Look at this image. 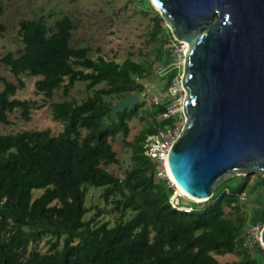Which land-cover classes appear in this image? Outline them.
I'll use <instances>...</instances> for the list:
<instances>
[{
	"label": "trees",
	"instance_id": "trees-1",
	"mask_svg": "<svg viewBox=\"0 0 264 264\" xmlns=\"http://www.w3.org/2000/svg\"><path fill=\"white\" fill-rule=\"evenodd\" d=\"M154 20L155 35L161 27ZM73 28L67 14L51 25L43 15L22 19L16 34L23 46L0 57L17 78L13 83L0 76L2 124L10 123L8 116L15 110L30 120L31 110L44 106L55 89L66 96L78 80L92 90L80 101L50 103L53 119L64 121L58 134L48 129L0 134V264H219L217 256L226 254L237 259L223 264H264L261 246L247 249L242 244L249 217L238 197L244 193L249 198L264 185V177L256 174L248 184V174L233 175L207 200H193L190 211L172 208V188L156 177L153 163L142 153V141L159 125L161 108L158 113L153 109L150 122L133 140H125L130 156L122 176L107 169L118 162L112 140L127 136L140 102L111 117L107 106L113 102L105 96L118 100L140 92L137 79L151 70L129 57L121 62L101 55L92 58L89 47L70 44ZM166 40L164 34L161 46ZM169 72L166 86L176 70ZM21 74L38 77L34 87L44 103L15 97L24 87ZM88 185L102 188L103 201L116 212L112 225L94 216L84 219ZM33 189L41 193L33 197ZM260 218L264 221V209ZM43 237L48 246L42 252L32 245Z\"/></svg>",
	"mask_w": 264,
	"mask_h": 264
},
{
	"label": "water",
	"instance_id": "water-1",
	"mask_svg": "<svg viewBox=\"0 0 264 264\" xmlns=\"http://www.w3.org/2000/svg\"><path fill=\"white\" fill-rule=\"evenodd\" d=\"M153 1L187 42L185 122L167 153L176 185L204 201L229 173L264 177V0ZM138 102L131 92L107 107Z\"/></svg>",
	"mask_w": 264,
	"mask_h": 264
},
{
	"label": "rangeland",
	"instance_id": "rangeland-1",
	"mask_svg": "<svg viewBox=\"0 0 264 264\" xmlns=\"http://www.w3.org/2000/svg\"><path fill=\"white\" fill-rule=\"evenodd\" d=\"M2 5L3 12L0 14V57L7 52H16L23 46L16 34L20 20L43 15L46 22L51 25L55 19L67 14L74 24L70 42L72 46L89 47V55L92 58L101 55L106 59L121 62L129 57L150 66L151 72L144 78L137 79V83L144 88V91L139 101L138 114L128 123L129 133L125 137L119 135L112 140L118 162L108 166L107 169L121 177L123 171L129 166L130 156L129 148L124 142L125 140H133L139 130L147 126L153 116V109H156V113L159 112V106H153L151 96L159 97L158 95L165 91L167 77L170 73L167 71L172 62L178 64L179 74H182V64L186 54L184 50L185 41L173 36L170 25L152 0H2ZM154 17L158 19L161 27V30L155 35L153 34L155 29ZM164 34L167 40L161 46ZM157 55H160V60H157ZM159 66L164 67V69L159 71ZM0 76L13 83L17 82V78L9 72L7 66L1 61ZM19 77L24 82V87L17 90L15 97L34 100L37 104L44 103L43 94L37 92L34 87V82L38 77L28 74H21ZM102 85L103 83H100L96 88ZM1 89L2 83L0 82ZM91 92L92 90H86L85 82L79 80L74 83L66 96L62 94L60 89H55L51 98L45 100L44 106L31 110L30 120L24 121L21 119L19 110L9 114L10 123H0V134L27 129H48L50 133L58 134L63 129L64 121L53 119L50 103L64 98H73L80 101ZM136 94H140L139 90H136ZM105 99L113 103L116 101L114 95L105 96ZM233 175L245 176L243 173H229L223 177L222 181ZM247 176L248 184L254 182L256 174H248ZM88 186L86 187L85 198L88 212L85 214L84 219L88 220L94 216L95 221L112 225L116 218V212L112 210L111 204L103 201L101 197L102 188ZM40 193L41 189L32 190L33 197L38 196ZM244 197L240 201L245 203L249 223L258 224L261 229L264 224V221L260 218L261 211L264 209V185H259L249 198H246L245 195ZM182 201L187 202L189 205L193 202L192 199L186 198H182ZM98 210H100V213L98 212V215H96ZM32 246L42 252L45 251L48 246L47 237H43ZM217 259L219 264H223L226 261L237 259V256L226 254L217 256Z\"/></svg>",
	"mask_w": 264,
	"mask_h": 264
},
{
	"label": "built area",
	"instance_id": "built-area-1",
	"mask_svg": "<svg viewBox=\"0 0 264 264\" xmlns=\"http://www.w3.org/2000/svg\"><path fill=\"white\" fill-rule=\"evenodd\" d=\"M161 66L158 67L159 71L164 69V67L161 68ZM171 69H175L176 72L171 82L166 86L165 91L158 95L159 97L155 95L151 96L152 104L161 108L160 112L156 115V121L159 125L155 132L148 134L142 141V153L153 163L156 177L165 181L167 186L172 188V192L168 198L170 206L178 211L182 210L188 212L192 209V206L182 201V198H190L177 192V185L168 177L166 169L168 165V150L180 135L185 122V89L181 81L182 74H179L180 68L177 63L172 62L167 72ZM143 89L138 95L139 101L143 95ZM243 194L244 193L239 194V200L245 198ZM3 201L4 198L2 199V202ZM259 226L258 224H247L243 232L242 243L245 248L250 249L255 245L264 247L260 237L262 228L260 229Z\"/></svg>",
	"mask_w": 264,
	"mask_h": 264
},
{
	"label": "bare ground",
	"instance_id": "bare-ground-1",
	"mask_svg": "<svg viewBox=\"0 0 264 264\" xmlns=\"http://www.w3.org/2000/svg\"><path fill=\"white\" fill-rule=\"evenodd\" d=\"M152 2L155 4V2L152 0ZM156 5V4H155ZM156 7H157V5H156ZM158 8V7H157ZM159 9V8H158ZM160 10V9H159ZM161 11V10H160ZM161 13H162V11H161ZM185 41V40H184ZM185 45H184V50L186 51L187 50V42L185 41ZM167 175H168V177L175 183V181H174V179H173V176L171 175V172H170V170H169V167H168V165H167ZM176 184V183H175ZM177 192L178 193H180V194H183V195H185V196H187L188 198H190V199H192V200H194V201H197V202H199V201H203V200H200V199H198V198H194V197H192L191 195H189V194H187L184 190H182L178 185H177Z\"/></svg>",
	"mask_w": 264,
	"mask_h": 264
},
{
	"label": "crops",
	"instance_id": "crops-1",
	"mask_svg": "<svg viewBox=\"0 0 264 264\" xmlns=\"http://www.w3.org/2000/svg\"><path fill=\"white\" fill-rule=\"evenodd\" d=\"M0 212H1V209H0Z\"/></svg>",
	"mask_w": 264,
	"mask_h": 264
}]
</instances>
